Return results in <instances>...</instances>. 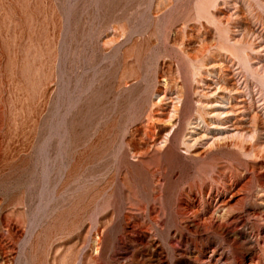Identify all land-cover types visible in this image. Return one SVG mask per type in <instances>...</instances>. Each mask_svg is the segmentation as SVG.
<instances>
[{"label": "rangeland", "instance_id": "rangeland-1", "mask_svg": "<svg viewBox=\"0 0 264 264\" xmlns=\"http://www.w3.org/2000/svg\"><path fill=\"white\" fill-rule=\"evenodd\" d=\"M263 42L264 0H0V264H264Z\"/></svg>", "mask_w": 264, "mask_h": 264}, {"label": "bare ground", "instance_id": "bare-ground-1", "mask_svg": "<svg viewBox=\"0 0 264 264\" xmlns=\"http://www.w3.org/2000/svg\"><path fill=\"white\" fill-rule=\"evenodd\" d=\"M161 6H162V5H161ZM237 19H239V18H237ZM249 30H250V29H249ZM249 32H250V31H249ZM263 43H264V42H263ZM192 48H193V47H192ZM195 48H196V47H195ZM195 51H196V49H195ZM197 51H198V50H197ZM194 53H195V52H194ZM194 53H193V54H194ZM187 54H188V53H187ZM195 54H196V53H195ZM195 54H194V55H195ZM190 55H192V53L189 54V56H188L189 58H191ZM192 57H193V56H192ZM191 59H192V58H191ZM193 59H194V57H193ZM195 60H198L196 56H195ZM211 88H212V87H211ZM219 88H220V87H219ZM178 95H179V94H178ZM183 97H184V96H183ZM179 99H180V97H179ZM179 101H180V100H179ZM237 105H238V104H237ZM175 113H176V112H175ZM177 113H178V112H177ZM214 115H215V114H214ZM216 115H218V114H216ZM195 128L197 129L198 126H196ZM191 133L196 134V132H194V131L191 132ZM231 136H232V135H231ZM194 141H196V140H194ZM220 141H221V140H220ZM193 144H194V143H193ZM5 263H6V262H5ZM5 263H4V264H5ZM2 264H3V262H2Z\"/></svg>", "mask_w": 264, "mask_h": 264}]
</instances>
